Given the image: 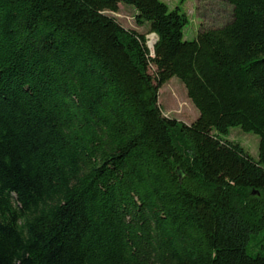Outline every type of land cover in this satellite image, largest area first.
<instances>
[{"label":"trees","instance_id":"trees-1","mask_svg":"<svg viewBox=\"0 0 264 264\" xmlns=\"http://www.w3.org/2000/svg\"><path fill=\"white\" fill-rule=\"evenodd\" d=\"M226 1L229 23L184 40L161 0H0V264H264V244L247 252L264 231V0ZM122 3L152 52L105 14ZM172 77L189 124L158 104Z\"/></svg>","mask_w":264,"mask_h":264},{"label":"rangeland","instance_id":"rangeland-1","mask_svg":"<svg viewBox=\"0 0 264 264\" xmlns=\"http://www.w3.org/2000/svg\"><path fill=\"white\" fill-rule=\"evenodd\" d=\"M170 9L178 6L186 15L187 22L183 27L184 40L196 38L199 30L218 28L229 23L233 18V6L226 0H161ZM105 14L115 20L126 29H134L144 34L146 43L152 52V46L156 41L154 33L149 32L147 23L138 24L135 20L136 11L133 6L120 4L116 12L105 11ZM158 104L165 116L175 118L187 124L198 116V110L187 97L186 89L178 78L172 77L164 83L158 91ZM223 138L239 144L252 158L258 157L259 137L253 132H245L239 126L228 128ZM264 244V231L250 240L247 247L248 254L255 255L262 250Z\"/></svg>","mask_w":264,"mask_h":264},{"label":"water","instance_id":"water-1","mask_svg":"<svg viewBox=\"0 0 264 264\" xmlns=\"http://www.w3.org/2000/svg\"><path fill=\"white\" fill-rule=\"evenodd\" d=\"M148 46V48H149V45H147ZM153 48V47H152ZM175 173H176V175L178 176V179L179 180H181L183 177H184V172H183V170L180 168V167H176V169H175Z\"/></svg>","mask_w":264,"mask_h":264},{"label":"bare ground","instance_id":"bare-ground-1","mask_svg":"<svg viewBox=\"0 0 264 264\" xmlns=\"http://www.w3.org/2000/svg\"><path fill=\"white\" fill-rule=\"evenodd\" d=\"M151 46H152V44H151Z\"/></svg>","mask_w":264,"mask_h":264}]
</instances>
